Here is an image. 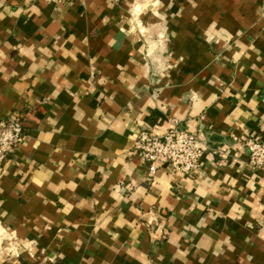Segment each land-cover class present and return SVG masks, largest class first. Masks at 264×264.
I'll return each mask as SVG.
<instances>
[{
    "label": "crops",
    "instance_id": "crops-1",
    "mask_svg": "<svg viewBox=\"0 0 264 264\" xmlns=\"http://www.w3.org/2000/svg\"><path fill=\"white\" fill-rule=\"evenodd\" d=\"M0 264H264V0H0ZM175 119L193 176L148 164ZM229 149L227 157L213 149Z\"/></svg>",
    "mask_w": 264,
    "mask_h": 264
},
{
    "label": "built area",
    "instance_id": "built-area-1",
    "mask_svg": "<svg viewBox=\"0 0 264 264\" xmlns=\"http://www.w3.org/2000/svg\"><path fill=\"white\" fill-rule=\"evenodd\" d=\"M55 4H68L78 0H50ZM24 116L14 112L0 121V167L14 153L26 138ZM170 128L164 134L141 131L135 142V152L148 164L153 175L165 166L173 171L193 176L202 166V158L207 146L198 136L171 120ZM249 155V165L253 169L264 166V140L247 138L243 143ZM213 153L227 157L229 149H213Z\"/></svg>",
    "mask_w": 264,
    "mask_h": 264
}]
</instances>
